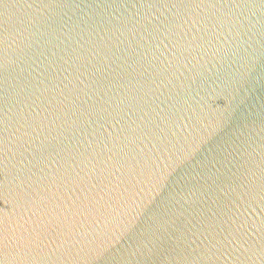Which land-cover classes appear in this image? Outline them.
Returning <instances> with one entry per match:
<instances>
[{"label": "water", "instance_id": "water-1", "mask_svg": "<svg viewBox=\"0 0 264 264\" xmlns=\"http://www.w3.org/2000/svg\"><path fill=\"white\" fill-rule=\"evenodd\" d=\"M174 4L0 0V264H264V0Z\"/></svg>", "mask_w": 264, "mask_h": 264}, {"label": "snow or ice", "instance_id": "snow-or-ice-1", "mask_svg": "<svg viewBox=\"0 0 264 264\" xmlns=\"http://www.w3.org/2000/svg\"><path fill=\"white\" fill-rule=\"evenodd\" d=\"M157 2H159V0H157ZM205 0H176V4L179 5H184L185 7L181 9V11H178L176 13V17L172 18V19H168L165 18L164 22L159 26L154 28V31L159 33L161 28H164L166 32H168L169 36L174 35V31L173 28L175 27L176 29H183L184 26L193 19L192 13L194 10L192 9H188L187 5L189 4H195L196 8L200 7L201 3H204ZM209 3H215V2H219V0H208ZM240 2V0H239ZM244 2L246 3L247 0H244ZM176 4L173 5V7L176 6ZM187 18V19H186ZM177 20H179V23H177ZM181 38L185 37L188 35L187 32H181L180 33ZM198 37L193 35V39L191 42H194ZM171 43L173 44L174 47L179 46L180 41L175 40V41H171ZM157 230H159V226L157 227ZM154 235V233H153ZM220 251V249L218 248L215 252L211 251V249L209 250L208 253H205V256L207 257V259L209 261L212 260L213 257H215L217 255V253Z\"/></svg>", "mask_w": 264, "mask_h": 264}]
</instances>
